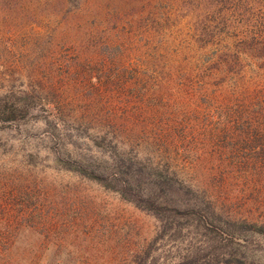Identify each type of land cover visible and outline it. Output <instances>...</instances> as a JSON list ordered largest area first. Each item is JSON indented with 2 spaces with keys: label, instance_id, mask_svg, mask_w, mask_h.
Instances as JSON below:
<instances>
[{
  "label": "rangeland",
  "instance_id": "obj_1",
  "mask_svg": "<svg viewBox=\"0 0 264 264\" xmlns=\"http://www.w3.org/2000/svg\"><path fill=\"white\" fill-rule=\"evenodd\" d=\"M189 11V0H0V94L39 93L61 122L53 131L37 111L12 134L18 142L7 164L12 182L27 184L16 200L30 203L33 225L14 243L11 264H130L159 231L150 212L57 164V153L99 158L87 137L116 140L117 151L236 215L264 216L254 204L264 200V181H256L251 156L264 141L230 128L226 109L234 106L216 96L231 88L189 82L201 51L189 42ZM245 75L264 118V74ZM54 132L75 144L64 138L60 147ZM23 154L30 166L21 172ZM185 246L165 236L151 263L176 262Z\"/></svg>",
  "mask_w": 264,
  "mask_h": 264
},
{
  "label": "trees",
  "instance_id": "obj_2",
  "mask_svg": "<svg viewBox=\"0 0 264 264\" xmlns=\"http://www.w3.org/2000/svg\"><path fill=\"white\" fill-rule=\"evenodd\" d=\"M189 10V42L201 50L189 82L195 79L204 91L220 86L231 88V92L216 96L223 106H234L226 109L233 118L231 124H235L230 128L237 126L264 141V118L256 109L260 94L244 88L248 70L264 74V0H189ZM100 50L106 53L109 47L102 45ZM245 109L252 111L246 114ZM37 111L43 112L50 129L60 131L56 111L39 93L9 89L0 94V264H11L14 243L33 225L30 203L16 200V196L24 195L27 184L12 182L16 179L7 163L12 160V141H17L12 135L15 128ZM218 123L225 124L220 119ZM260 131L263 133H256ZM54 133L48 135L61 142L60 147L67 148L64 138L72 146L75 144L71 134ZM86 139L99 151V158L57 153V164L118 193L160 222L159 231L130 264H152L158 242L165 236L176 245L186 243L176 249L177 259L171 264H264L262 213L251 218L236 215L234 206L207 197L191 185L165 177L152 164L117 151L116 140L112 142L101 135ZM263 146L264 143L251 154L256 181H264ZM18 163L21 172L26 171L29 155H21ZM254 204L258 209L264 208L262 198L255 199Z\"/></svg>",
  "mask_w": 264,
  "mask_h": 264
}]
</instances>
